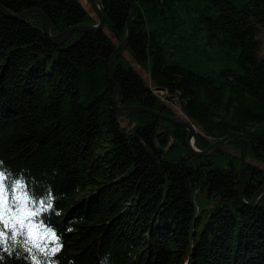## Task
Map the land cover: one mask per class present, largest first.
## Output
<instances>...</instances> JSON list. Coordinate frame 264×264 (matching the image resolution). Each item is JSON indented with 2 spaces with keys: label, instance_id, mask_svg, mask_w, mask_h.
Wrapping results in <instances>:
<instances>
[{
  "label": "trees",
  "instance_id": "1",
  "mask_svg": "<svg viewBox=\"0 0 264 264\" xmlns=\"http://www.w3.org/2000/svg\"><path fill=\"white\" fill-rule=\"evenodd\" d=\"M101 31L52 43L41 19L0 12V159L37 193L56 196L45 222L63 235L62 264H264V0H99ZM36 8L56 35L95 25L78 0H0ZM146 75V78L143 76ZM142 106L195 126L188 130ZM171 103L176 105L173 107ZM248 147V148H247ZM71 226L75 231L69 233ZM9 264H16L10 261Z\"/></svg>",
  "mask_w": 264,
  "mask_h": 264
},
{
  "label": "clouds",
  "instance_id": "2",
  "mask_svg": "<svg viewBox=\"0 0 264 264\" xmlns=\"http://www.w3.org/2000/svg\"><path fill=\"white\" fill-rule=\"evenodd\" d=\"M28 171H15L0 159V264H62L63 235L44 219L53 212L59 216L62 210L55 208L57 198L50 185L47 195L36 192ZM110 260L111 253H105L100 264H110Z\"/></svg>",
  "mask_w": 264,
  "mask_h": 264
},
{
  "label": "water",
  "instance_id": "3",
  "mask_svg": "<svg viewBox=\"0 0 264 264\" xmlns=\"http://www.w3.org/2000/svg\"><path fill=\"white\" fill-rule=\"evenodd\" d=\"M123 1H125L126 3H128L131 6V11H130L128 19H127L126 37H125L124 41L116 47V49L114 50L112 55L109 57L108 70H109V77L110 78H112L111 66L113 64V61L127 46L128 40H129L130 35H131V19L136 13V6L130 0H123ZM91 6H92L94 13L96 14V16L98 18V21L95 25L72 26V27H69L66 30H64V31H62L56 35H53V36L50 34V21H49L48 17L45 15V13L40 9L31 8V9L23 11L20 14H13V13L9 12L8 10H6L0 4V12L7 17H13V18H16L19 20H23L25 17H27L28 15H31V14L38 15L41 19V31L43 32V34L46 35L52 43L61 44L65 40L67 35L74 32V31L95 32V31H101L102 30V28L104 26V15H103V11L101 8L100 1L99 0H91ZM117 101H118V86L115 85L114 95H113V104H114L115 110L118 113L143 112V113H147L149 115H152L156 118H161V119L167 120L169 122H172L176 125H179L185 129H187L188 135L186 138V145L189 148L190 152L194 155H199V156L207 155L210 152L214 151L215 149L221 147L224 143H226L230 139H235V140L239 141V143H240L239 176H240V180H241L243 165L245 162V155H246V141H245V139L239 138L236 134H232L230 136L224 137L221 140L216 141L214 144L209 146L206 150L200 151L193 146V135L195 133V126L193 124L189 123L188 121H184L179 117H171L168 115H164V114L155 112L151 109L144 108L142 106L119 107L117 105ZM191 141H192V143H190ZM263 192H264V186L255 192L254 197L250 201V203H253L256 200V198Z\"/></svg>",
  "mask_w": 264,
  "mask_h": 264
},
{
  "label": "rangeland",
  "instance_id": "4",
  "mask_svg": "<svg viewBox=\"0 0 264 264\" xmlns=\"http://www.w3.org/2000/svg\"><path fill=\"white\" fill-rule=\"evenodd\" d=\"M78 1L81 3V5L83 6V8L85 10H87L91 14L94 13V11L92 9V6H91V0H78ZM257 40H258V44H259V48H260L259 54H260L261 57H264V29H261L259 31V34L257 36ZM143 76L146 78V75L143 74ZM171 105L173 107H175V110L177 111L176 105L174 103H171ZM249 160L252 163H254L255 165H258V166H260L261 168L264 169V164L263 163H259L258 161H255L254 159H251V158H249Z\"/></svg>",
  "mask_w": 264,
  "mask_h": 264
},
{
  "label": "bare ground",
  "instance_id": "5",
  "mask_svg": "<svg viewBox=\"0 0 264 264\" xmlns=\"http://www.w3.org/2000/svg\"><path fill=\"white\" fill-rule=\"evenodd\" d=\"M190 143H192V141H191ZM247 148H248V147H247Z\"/></svg>",
  "mask_w": 264,
  "mask_h": 264
}]
</instances>
